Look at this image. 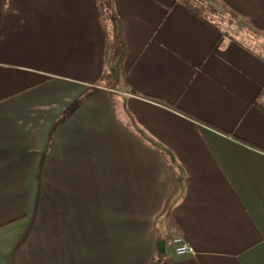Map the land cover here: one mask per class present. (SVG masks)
<instances>
[{"label":"crops","instance_id":"0c3cea01","mask_svg":"<svg viewBox=\"0 0 264 264\" xmlns=\"http://www.w3.org/2000/svg\"><path fill=\"white\" fill-rule=\"evenodd\" d=\"M96 1L0 0V264H264V0H110L115 89Z\"/></svg>","mask_w":264,"mask_h":264},{"label":"trees","instance_id":"16d2710c","mask_svg":"<svg viewBox=\"0 0 264 264\" xmlns=\"http://www.w3.org/2000/svg\"><path fill=\"white\" fill-rule=\"evenodd\" d=\"M180 2H183L181 0ZM96 5L99 17L104 29V64L98 81V85L106 89H115V80L113 77L114 68L122 58L125 45L119 38V27L117 21L110 12V0H97ZM224 13L229 23L233 22L239 15L229 7L224 8ZM251 34L258 38L264 36V31L255 29L248 25ZM117 116L119 115L120 102L115 100Z\"/></svg>","mask_w":264,"mask_h":264},{"label":"built area","instance_id":"2783aa9c","mask_svg":"<svg viewBox=\"0 0 264 264\" xmlns=\"http://www.w3.org/2000/svg\"><path fill=\"white\" fill-rule=\"evenodd\" d=\"M170 245L175 255L184 256L193 254V249L185 243L181 237H174L170 240Z\"/></svg>","mask_w":264,"mask_h":264}]
</instances>
